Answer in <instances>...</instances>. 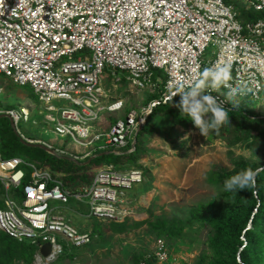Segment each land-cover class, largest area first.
<instances>
[{"label": "built area", "instance_id": "built-area-1", "mask_svg": "<svg viewBox=\"0 0 264 264\" xmlns=\"http://www.w3.org/2000/svg\"><path fill=\"white\" fill-rule=\"evenodd\" d=\"M238 6L257 17L240 19ZM210 47L214 55L207 59ZM218 61L230 63L232 83L249 85L246 96L261 97L264 0H0V76L33 89L46 105L45 120L54 123L57 136H69L74 144L94 147L95 152H125L155 105L171 99L177 86L193 84L205 67ZM108 68L116 83L122 81L117 71H123L132 87L159 89L161 98L140 112L132 109L125 117L114 116L125 108V101L107 100L103 80ZM158 71L164 78L156 81ZM211 94L225 102L222 90ZM54 100L64 101L58 118L53 114L59 109ZM29 107L22 106L20 112L0 107V115L10 118L27 141L31 140L16 124L21 116L30 119ZM105 113L113 115L112 122L105 123ZM34 142L60 157L80 160L92 154ZM24 167L30 168L29 174ZM0 180L5 187L0 230L36 247L33 264H52L66 251L60 240L81 248L97 237L92 230L80 231L70 224L60 211L63 205L74 199L88 205L90 216L102 222L124 220L131 213L128 193L144 181V174L140 169L107 166L89 184L70 189L37 163L18 156L4 158L0 150ZM21 186L18 200L11 190ZM46 243L51 245L47 256L41 253ZM171 256L166 241L158 237L140 264H167Z\"/></svg>", "mask_w": 264, "mask_h": 264}, {"label": "rangeland", "instance_id": "rangeland-1", "mask_svg": "<svg viewBox=\"0 0 264 264\" xmlns=\"http://www.w3.org/2000/svg\"><path fill=\"white\" fill-rule=\"evenodd\" d=\"M227 2L236 3V0H227ZM213 50L214 47L208 48L207 59L213 57ZM112 72L113 69H105L103 81L107 90V100L112 101L118 98L125 101V108L114 113V116L125 117L127 111L132 109L140 112L153 100L151 97L155 95L161 98L159 89L139 90L132 87L124 80L125 72L123 71H117V76L121 77L122 81L116 83V76ZM52 103L59 108L58 111L53 112L58 118L64 101L54 100ZM241 103L255 107L251 110L264 118V92L258 99L249 96L242 97ZM26 105L32 106V108L29 107L30 119L25 121L21 116L16 127L26 138L31 140H26L27 142L33 143L35 140H41L52 144L54 148H62L71 153L82 155L85 148L74 144L69 136H57L52 131L54 123L45 120V114L48 112L46 105L37 101L29 85L22 87L12 80L0 76V107L2 109L14 107L20 112L21 107ZM113 115L106 114L105 121L110 122ZM1 121L11 122V119L0 115V124H3ZM10 122H8L9 127L14 128L12 122L9 124ZM152 123V130L146 132L142 138L144 153L139 160V164L151 171L152 177L146 179L143 188L137 189V195L130 197L129 202L132 199L133 205L128 203L131 213L126 218L141 221L149 219L153 214V221L158 218L178 220L183 223L182 235L173 239L159 236L155 227L147 223L140 228L122 234L108 231L88 247L75 248L68 242L60 240V243L69 252V255H66L60 264H135V257L151 251L158 237H163L170 246L172 256L167 264H199L203 260L208 263L220 261L216 260L217 251L212 245L214 232H212L211 226L207 223L199 224L194 219L193 211L209 201L225 203V192L221 190L222 184H217L211 179V170H219L222 167L230 169L233 167V160L240 157L257 161L260 155H264L261 139L258 140L251 136L241 142L235 139L234 144L231 143L233 140L228 141L232 137L229 133L226 135L228 139L210 140L192 126L174 123V120L166 119L162 113ZM23 146L20 147L21 150L27 149V152L35 154L34 158L21 154L23 152L16 154L26 161L42 163V160L48 158V153L60 158L38 145ZM85 150L92 153L87 160H74L83 164L84 170L90 171L92 174L107 166L119 171L134 169L133 166L120 169L121 165L116 164L117 154L112 150L95 152L94 147ZM61 157L73 159L68 155ZM24 169L26 172H30V168L24 167ZM0 183L3 184L1 180ZM135 186L137 187V185ZM22 188L21 186V192ZM11 193L13 194L12 190ZM52 203L62 206L56 201H52ZM60 211L66 216L69 223L80 231H93L100 224V220L90 216L88 205L74 199H71L67 205H63Z\"/></svg>", "mask_w": 264, "mask_h": 264}, {"label": "trees", "instance_id": "trees-1", "mask_svg": "<svg viewBox=\"0 0 264 264\" xmlns=\"http://www.w3.org/2000/svg\"><path fill=\"white\" fill-rule=\"evenodd\" d=\"M237 9L240 12L239 18H246L243 20L255 19L257 17L254 12H250L244 7L238 6ZM163 78V72L158 71L155 80L157 81ZM160 85L162 86L163 83L161 82ZM30 90L38 101L39 99L34 94L31 87ZM151 98L156 100L159 97L154 95V97ZM179 99V96L172 97L165 103L161 101L159 104L155 105L152 112L148 115L144 127L136 136L135 146L133 147L131 144L125 152L116 155V164L121 165L120 169H125L127 166H133L134 169L142 170L144 174V181L137 184V187L135 186L133 190L128 193V201H130L131 196L135 194L137 195V189L145 186L146 179L152 177L151 171L145 169L143 165L139 164V160L144 153V141L142 138L146 132L152 130V121L162 113L166 116V119L171 118L174 120V123H183L186 126H192L196 129L190 121L181 116L179 110L176 108L175 103L178 102ZM251 108L255 107L240 103V108L238 110L229 111L230 122L223 125L219 132L209 133L206 137L210 140H215L217 138L228 139L226 135L230 133L232 137L228 139V141L231 142L233 140L231 143L235 144V139L236 141L241 142L254 136L258 140L261 139V144L264 146V118H261L260 114H256ZM8 122L1 121L3 124H0V150L3 157L8 159L18 156L16 155L17 153L23 152L21 154L34 158L35 154L27 152V149H20V147H24L23 145L29 146L30 144L23 141L22 137L15 131V129L9 127ZM9 124H11V122ZM132 148H134V150L129 152ZM52 157L54 158V161L51 162L53 159ZM55 158L54 155L48 153V158L42 160V163L38 162L37 164L43 169L49 170L54 176L62 178L66 186L70 189H74L80 185H87L92 181L95 173L92 174L90 171L84 170L83 164L75 162L74 158L69 159L60 157L59 159L56 158L57 161ZM87 159L88 158H86V160ZM232 163L233 167L230 169L225 167H222L219 170L212 169L210 174L211 179L217 184H222L226 178L240 170L252 168L257 170L255 184L251 189L243 190L238 193L225 192V203L223 204L209 201L208 203L201 204L193 211L194 219L199 222V224H209L212 228V232H214L212 245L217 251L218 257L216 260L220 261L206 263L264 264V168L261 171H258V169L264 167V155H260L255 162L240 157L233 160ZM26 173L29 174V172ZM12 192L18 200L21 199L20 189H12ZM4 195V185L0 183V207L4 206ZM134 199L136 198L134 197ZM129 204L131 206L133 205L132 199ZM152 218L153 214L150 215L149 219L141 221H134L131 218H125L122 222L100 221L97 229L93 230V234H96L97 237H95L86 247L90 246L95 240H97V238L103 237L108 231L111 233L122 234L140 228L147 223L155 227V231H157L159 236H166L169 239H173L182 235L184 230L182 222L164 218H158L153 221ZM249 226H251V228H248ZM167 245L170 249L168 243ZM35 252L36 247L29 242H21L11 238L0 230V264H31L34 261ZM146 253L147 252H144L135 257L134 263L140 264ZM66 255H69L68 251H65L63 255L52 264H60ZM205 261L206 260H203L201 263H205ZM148 264H152V262H149Z\"/></svg>", "mask_w": 264, "mask_h": 264}, {"label": "clouds", "instance_id": "clouds-1", "mask_svg": "<svg viewBox=\"0 0 264 264\" xmlns=\"http://www.w3.org/2000/svg\"><path fill=\"white\" fill-rule=\"evenodd\" d=\"M232 79L230 63L218 61L210 67H205L199 78L190 86H177L171 90L173 98L177 96L180 98L175 106L181 116L190 121L201 135L207 136L209 133L219 132L223 125L230 122L229 111L238 110L241 98L249 93L248 84L232 83ZM221 90L225 99L224 103L211 94V91L220 92ZM133 150L134 148L129 151ZM256 176L257 170L242 169L226 178L221 190L226 193L249 190L254 186Z\"/></svg>", "mask_w": 264, "mask_h": 264}, {"label": "water", "instance_id": "water-1", "mask_svg": "<svg viewBox=\"0 0 264 264\" xmlns=\"http://www.w3.org/2000/svg\"><path fill=\"white\" fill-rule=\"evenodd\" d=\"M148 115H149V114H147V115L144 117V121H143V123L140 125V127H139V129H138V131H137V133H136V136L139 134V132L141 131V129L144 127V124H145V122H146V119H147ZM11 122H12V125H13L15 131L17 132V130H16V128H15V124H14V122H13L12 120H11ZM22 140L25 141V142L28 143V144H31V145H38V146H40V147L46 149V150L49 151L50 153L55 154L53 150L49 149V148L46 147L44 144H41V143H35V142H33V143H31V142H27L25 139H22ZM135 144H136V141L133 143V146H135ZM129 152H131V151H129ZM263 168H264V167H261L260 169H258V171H261ZM50 252H51V245H50L49 243L44 244V245L42 246V248H41V253H42L43 255L47 256Z\"/></svg>", "mask_w": 264, "mask_h": 264}, {"label": "crops", "instance_id": "crops-1", "mask_svg": "<svg viewBox=\"0 0 264 264\" xmlns=\"http://www.w3.org/2000/svg\"><path fill=\"white\" fill-rule=\"evenodd\" d=\"M128 111H129V110H128ZM128 111H127V112H128ZM105 115H106V113L103 115V116H104V118H105ZM112 121H113V120L111 119V120H110V122H112ZM105 122H106V121H105ZM106 123H107V122H106ZM108 123H109V122H108Z\"/></svg>", "mask_w": 264, "mask_h": 264}]
</instances>
